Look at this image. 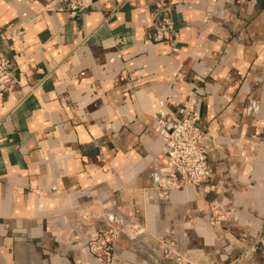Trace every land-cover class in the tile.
Segmentation results:
<instances>
[{
  "label": "crops",
  "instance_id": "obj_1",
  "mask_svg": "<svg viewBox=\"0 0 264 264\" xmlns=\"http://www.w3.org/2000/svg\"><path fill=\"white\" fill-rule=\"evenodd\" d=\"M165 7L177 33L157 42ZM0 50L16 67L0 91V264H102L86 233L108 204L192 264H264V0H95L77 17L0 0ZM161 100L172 120L197 111L216 145L210 182L168 200L150 188Z\"/></svg>",
  "mask_w": 264,
  "mask_h": 264
},
{
  "label": "built area",
  "instance_id": "obj_2",
  "mask_svg": "<svg viewBox=\"0 0 264 264\" xmlns=\"http://www.w3.org/2000/svg\"><path fill=\"white\" fill-rule=\"evenodd\" d=\"M95 0H63L65 9L72 17L87 11ZM177 33L173 13L168 8L151 12V37L154 41L166 40ZM117 42L123 38L117 37ZM16 67L11 58L0 50V91L5 90L15 78ZM166 100L160 101L153 114L165 139L164 147L153 163L150 187L161 199L168 200L172 191L190 185L210 182L214 168L209 153L216 146L207 129L200 123L199 113L182 107L180 119L172 120L166 110ZM251 113H257L259 101H249ZM252 143L251 150H254ZM241 146V145H239ZM240 148V147H239ZM134 220L117 204L99 205L90 215L86 233L90 250L102 264H117L123 251H130L150 264H192L187 252L178 249L174 240L152 237L141 239L132 230ZM240 264H252L246 257Z\"/></svg>",
  "mask_w": 264,
  "mask_h": 264
},
{
  "label": "rangeland",
  "instance_id": "obj_3",
  "mask_svg": "<svg viewBox=\"0 0 264 264\" xmlns=\"http://www.w3.org/2000/svg\"><path fill=\"white\" fill-rule=\"evenodd\" d=\"M149 264H150V262L149 261H147Z\"/></svg>",
  "mask_w": 264,
  "mask_h": 264
}]
</instances>
